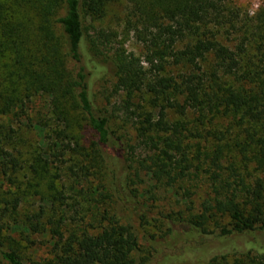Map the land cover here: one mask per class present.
<instances>
[{
  "label": "trees",
  "instance_id": "16d2710c",
  "mask_svg": "<svg viewBox=\"0 0 264 264\" xmlns=\"http://www.w3.org/2000/svg\"><path fill=\"white\" fill-rule=\"evenodd\" d=\"M118 1L0 0V264H28L19 230L49 236V264H264V7L123 0L143 59L111 54L97 28ZM109 71L141 158L96 104ZM21 115L42 135L30 151L13 125ZM133 168L187 198L205 184L198 208L191 198L160 218L150 246L128 214ZM30 193L40 205L23 210Z\"/></svg>",
  "mask_w": 264,
  "mask_h": 264
},
{
  "label": "rangeland",
  "instance_id": "374dc122",
  "mask_svg": "<svg viewBox=\"0 0 264 264\" xmlns=\"http://www.w3.org/2000/svg\"><path fill=\"white\" fill-rule=\"evenodd\" d=\"M242 9L249 15H254L260 8L264 7V0H234ZM97 28L103 27L105 31L109 32V37L111 38L110 50L109 52L112 54L115 49L124 48L127 52H134L135 54L141 56L144 59L145 57V48L143 42L137 37L135 33V29L127 19V3L122 1H118L112 4L108 15L101 21L97 22ZM223 38L227 42H234L238 38V33H225ZM93 93L96 98V104L100 108L104 109L106 113L111 118V127L115 129V137L122 136L125 142H128L130 139V143L135 145L134 154L137 158H141L145 156V150L142 145L132 139V134L134 136V126L132 121H128L125 116L126 113H130L124 108L123 98L125 96L123 90H119L116 87V77L113 74V71H109L101 76L97 81L93 84ZM139 99V98H138ZM137 100V99H136ZM35 104L38 106L36 109L42 107V102L39 98L35 99ZM47 111V108H44ZM126 112V113H125ZM31 113V112H30ZM34 112H32L33 114ZM13 125L15 127H19L18 133H21V139L25 142V148L30 151L33 149L32 145H28L29 143H37L42 141V135L39 131L32 130L30 127L31 120L26 117V115H21L19 118L12 117ZM116 137V138H117ZM132 139V140H131ZM16 140V136L12 139ZM123 157L118 159L116 162L119 171L122 166L124 169L126 168V161L124 160L126 156V152L130 150V148L123 143ZM130 152V151H129ZM134 165L137 163L134 162ZM129 169V168H128ZM132 184L129 183V189L137 190V197L133 201L134 203L130 204V209L133 210V213L130 214V218L132 219L133 224L137 228L139 235L141 237V241L144 246H150L151 242L150 234L153 232H158L161 228L160 218L163 219V216L169 212L183 210L184 212H188V205L190 204L189 200L191 198L194 200V204L196 208L201 201V196L204 195L205 184H200V186L192 187L190 186V182L187 183L190 186L191 190L195 191L191 197H186L183 193V189L180 192H176V190L167 189L165 186H159L154 180L149 179L143 171H140V175L136 176L134 172H136L135 168L132 170ZM19 178L21 180H25L26 170L19 172ZM195 183L194 181L192 184ZM40 205V199L38 195H32L30 193L28 195V199L25 200L22 208L24 209H32L35 210ZM196 208L194 210H196ZM89 212L90 210H87ZM146 212L147 216L143 219L139 216V212ZM97 224V221H94ZM19 233L22 234V237H19ZM14 234L20 239L21 245V253L23 254L26 262L28 264H49V259L51 257L50 254V245H49V236L44 232H32V231H18L14 232ZM30 235V237H28ZM149 239V240H148ZM224 242L217 241L213 242L209 245H205L203 248H217L219 246H223ZM219 245V246H218ZM209 252L206 251L205 256L208 257ZM202 264V263H199Z\"/></svg>",
  "mask_w": 264,
  "mask_h": 264
}]
</instances>
